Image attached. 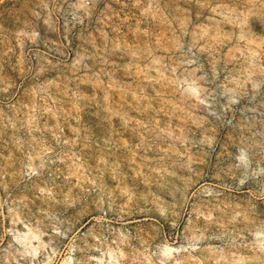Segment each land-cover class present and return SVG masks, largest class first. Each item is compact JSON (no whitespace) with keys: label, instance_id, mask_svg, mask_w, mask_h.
<instances>
[{"label":"rangeland","instance_id":"obj_1","mask_svg":"<svg viewBox=\"0 0 264 264\" xmlns=\"http://www.w3.org/2000/svg\"><path fill=\"white\" fill-rule=\"evenodd\" d=\"M0 264H264V0H0Z\"/></svg>","mask_w":264,"mask_h":264}]
</instances>
